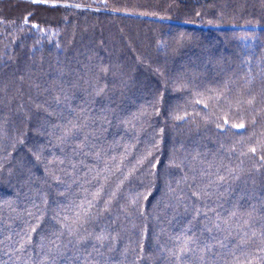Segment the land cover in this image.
I'll list each match as a JSON object with an SVG mask.
<instances>
[{
  "label": "trees",
  "instance_id": "obj_1",
  "mask_svg": "<svg viewBox=\"0 0 264 264\" xmlns=\"http://www.w3.org/2000/svg\"><path fill=\"white\" fill-rule=\"evenodd\" d=\"M0 264H264V0H0Z\"/></svg>",
  "mask_w": 264,
  "mask_h": 264
},
{
  "label": "snow or ice",
  "instance_id": "obj_2",
  "mask_svg": "<svg viewBox=\"0 0 264 264\" xmlns=\"http://www.w3.org/2000/svg\"><path fill=\"white\" fill-rule=\"evenodd\" d=\"M77 7H79V5H76ZM242 126V125H241ZM253 151H255V149H253Z\"/></svg>",
  "mask_w": 264,
  "mask_h": 264
}]
</instances>
